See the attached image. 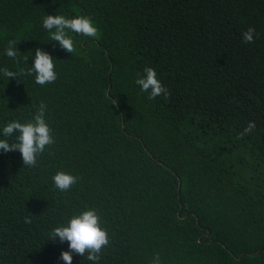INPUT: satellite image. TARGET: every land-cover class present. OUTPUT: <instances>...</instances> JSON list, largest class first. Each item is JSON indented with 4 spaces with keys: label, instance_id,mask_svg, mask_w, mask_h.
Listing matches in <instances>:
<instances>
[{
    "label": "trees",
    "instance_id": "16d2710c",
    "mask_svg": "<svg viewBox=\"0 0 264 264\" xmlns=\"http://www.w3.org/2000/svg\"><path fill=\"white\" fill-rule=\"evenodd\" d=\"M45 15L90 17L98 36L66 30L67 53ZM38 48L54 83L3 75ZM146 67L169 98L141 92ZM42 101L55 143L37 165L0 151V264H64L52 230L92 209L109 237L98 264H264V0H0V139ZM61 171L79 178L66 192Z\"/></svg>",
    "mask_w": 264,
    "mask_h": 264
},
{
    "label": "clouds",
    "instance_id": "9594fccd",
    "mask_svg": "<svg viewBox=\"0 0 264 264\" xmlns=\"http://www.w3.org/2000/svg\"><path fill=\"white\" fill-rule=\"evenodd\" d=\"M43 28L50 33V39L59 44L60 48L67 53L73 54L75 51L73 39L68 35V31L82 36L95 38L98 36V29L94 26L90 17L75 16L66 18L63 15H45L43 18ZM54 30V31H53ZM255 28L249 27L242 33L244 43H254ZM17 41L10 40L5 50L7 57L17 59ZM28 59L25 58V62ZM53 57L47 52L36 49L34 63L26 71L14 72L8 68L2 69L3 75L7 78L23 77L24 75L35 76V83L44 86L54 83L57 80ZM136 84L140 86L142 93H148L149 100H155L163 95L169 98L170 93L157 79L156 71L151 67L144 69V76L136 79ZM20 83V80H17ZM116 104L117 101H114ZM47 105L42 101L33 120L27 123L12 121L3 128V136L7 139H0V151L5 153L19 151L25 167H35L38 156L42 155L47 146L55 143L52 130L46 123L45 113ZM256 125L249 122L238 138L250 134ZM10 140L14 142L9 143ZM78 177L65 172H58L52 177L55 188L61 192L69 191L78 182ZM25 223L31 224L30 217H25ZM57 239L61 243L68 244V250L61 253L60 259L64 264H73V255L86 257L87 260L98 264L102 250L109 245L108 233L100 226V217L95 209L85 210L74 215L66 226L56 227L50 234V241ZM152 264H160L159 255H155Z\"/></svg>",
    "mask_w": 264,
    "mask_h": 264
},
{
    "label": "water",
    "instance_id": "95a60500",
    "mask_svg": "<svg viewBox=\"0 0 264 264\" xmlns=\"http://www.w3.org/2000/svg\"><path fill=\"white\" fill-rule=\"evenodd\" d=\"M200 241H202V239H200Z\"/></svg>",
    "mask_w": 264,
    "mask_h": 264
}]
</instances>
